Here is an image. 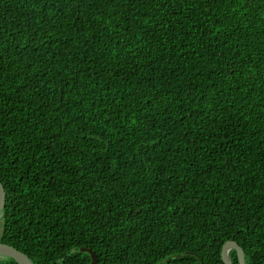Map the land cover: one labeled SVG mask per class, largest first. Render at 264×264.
Wrapping results in <instances>:
<instances>
[{"label":"trees","instance_id":"trees-1","mask_svg":"<svg viewBox=\"0 0 264 264\" xmlns=\"http://www.w3.org/2000/svg\"><path fill=\"white\" fill-rule=\"evenodd\" d=\"M0 182L34 264H264V0H0Z\"/></svg>","mask_w":264,"mask_h":264},{"label":"water","instance_id":"water-1","mask_svg":"<svg viewBox=\"0 0 264 264\" xmlns=\"http://www.w3.org/2000/svg\"><path fill=\"white\" fill-rule=\"evenodd\" d=\"M6 203V191L3 184L0 182V213L4 209ZM236 250L239 257L240 264H246L245 253L243 248L233 240L226 242L222 249V256L226 264H233L232 258L230 256L231 250ZM82 250L88 251L91 254L92 261L90 264H97L98 255L91 249L83 248ZM0 256H6L13 258L18 264H34L31 258L18 248L11 246L7 243L0 241Z\"/></svg>","mask_w":264,"mask_h":264}]
</instances>
